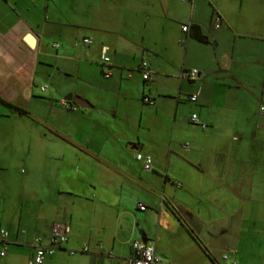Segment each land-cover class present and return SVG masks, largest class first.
<instances>
[{
	"label": "crops",
	"instance_id": "0c3cea01",
	"mask_svg": "<svg viewBox=\"0 0 264 264\" xmlns=\"http://www.w3.org/2000/svg\"><path fill=\"white\" fill-rule=\"evenodd\" d=\"M244 1L0 0V264H30L56 224L43 264H128L139 239L173 264H264V14L241 29Z\"/></svg>",
	"mask_w": 264,
	"mask_h": 264
},
{
	"label": "built area",
	"instance_id": "2783aa9c",
	"mask_svg": "<svg viewBox=\"0 0 264 264\" xmlns=\"http://www.w3.org/2000/svg\"><path fill=\"white\" fill-rule=\"evenodd\" d=\"M183 2H188L193 4L195 0H181ZM222 24V19L217 15L215 19V28L219 29ZM191 28V25H186L183 27L184 32H189ZM91 39H84L83 43L86 46H89L92 44ZM56 48L58 45L55 46ZM102 62L104 64H108L110 62V58L108 57V49L103 48L102 49V55H101ZM139 71L142 74V77L144 81H150L154 78L155 73L150 69L147 62L143 61L139 66ZM201 73L197 69H190V70H183L181 73V79L186 80L189 82H195ZM110 74H107L106 77L108 78ZM47 86H43L41 88L42 92H45L47 90ZM189 100L191 103H196L198 100L197 94H192L189 96ZM143 102L148 105H153L154 100L150 97H145L143 99ZM62 105L67 107V109L75 110L74 107H69L67 105V101H62ZM261 114L264 115V107L260 108ZM191 121L195 124L200 126L203 129L207 128V125L205 123H202L197 115H193L191 117ZM184 148L186 150H190L191 146L190 144H185ZM136 159L142 163L144 170L149 173L153 171V159L150 156H145L141 153L137 154ZM139 209L142 211H146V207L142 204H139ZM70 233V228L67 225L64 224H56L53 226L51 231V237L48 244H43L41 242V239L35 238L34 242L32 243V247L34 248V256L30 264H43L48 258L54 256L57 251L68 242V236ZM25 234V232H23ZM1 235V243L3 244L2 249L0 250V261L4 259L7 255V242L9 239V233L6 230L0 231ZM132 254L129 258L128 264H173L166 262L163 260L156 252V244L155 241H143L141 239L133 241L131 245ZM88 248H85L83 252H87ZM71 254H75L74 252H71ZM226 260L227 257H224Z\"/></svg>",
	"mask_w": 264,
	"mask_h": 264
},
{
	"label": "rangeland",
	"instance_id": "374dc122",
	"mask_svg": "<svg viewBox=\"0 0 264 264\" xmlns=\"http://www.w3.org/2000/svg\"><path fill=\"white\" fill-rule=\"evenodd\" d=\"M237 11H233L235 15H237V18H242L241 20H235L236 24L238 25L240 23L241 29H253L255 26H251L250 23H254L256 17H261L262 14H264V0H245L242 5L238 4L236 6ZM248 41L251 42L250 39ZM251 43H256V41L252 40ZM261 44H264V42H259ZM253 71L255 73H258L262 79H264V66H258L257 68L254 67ZM255 106V103H254ZM261 104L259 103L258 107H260ZM261 108V107H260ZM261 113V112H260Z\"/></svg>",
	"mask_w": 264,
	"mask_h": 264
},
{
	"label": "trees",
	"instance_id": "16d2710c",
	"mask_svg": "<svg viewBox=\"0 0 264 264\" xmlns=\"http://www.w3.org/2000/svg\"><path fill=\"white\" fill-rule=\"evenodd\" d=\"M190 29L193 31L192 36L194 37L196 41L200 43H208V38L202 33L200 26L192 25ZM12 108H14V110L18 112L19 114H22V115L27 114L24 110L18 107H12Z\"/></svg>",
	"mask_w": 264,
	"mask_h": 264
},
{
	"label": "water",
	"instance_id": "95a60500",
	"mask_svg": "<svg viewBox=\"0 0 264 264\" xmlns=\"http://www.w3.org/2000/svg\"><path fill=\"white\" fill-rule=\"evenodd\" d=\"M28 43L33 46V41L31 38H28ZM75 102L82 108H91L92 106L88 104V102L82 98L75 99Z\"/></svg>",
	"mask_w": 264,
	"mask_h": 264
}]
</instances>
